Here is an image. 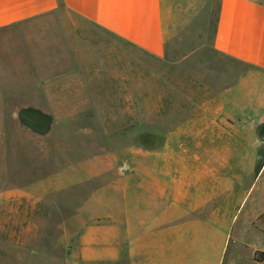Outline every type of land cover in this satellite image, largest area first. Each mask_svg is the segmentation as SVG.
<instances>
[{
  "label": "rangeland",
  "instance_id": "1",
  "mask_svg": "<svg viewBox=\"0 0 264 264\" xmlns=\"http://www.w3.org/2000/svg\"><path fill=\"white\" fill-rule=\"evenodd\" d=\"M161 2L160 56L64 9L0 30V264H264V71L216 0ZM60 33L76 73L31 41Z\"/></svg>",
  "mask_w": 264,
  "mask_h": 264
},
{
  "label": "crops",
  "instance_id": "2",
  "mask_svg": "<svg viewBox=\"0 0 264 264\" xmlns=\"http://www.w3.org/2000/svg\"><path fill=\"white\" fill-rule=\"evenodd\" d=\"M58 9H64L100 31L132 43L154 56H160L164 51L161 0H0V30ZM211 24L214 25L212 46L216 52L264 71V3L257 0H216ZM74 38L60 33L52 37L34 35L31 41L38 53L42 52V47L51 49V42L56 43L53 54H46V65L57 67L53 70L55 74H66L77 72L75 51L70 45ZM34 59L32 57V65H35ZM38 60L45 61L43 58ZM260 226L264 228V224ZM150 229L148 241L151 248L147 260L155 255L154 248L159 242H154L153 229ZM157 233L162 240L163 233L160 230ZM185 258L186 255L182 264H185ZM253 262L259 264L256 260ZM217 263L218 259L210 264Z\"/></svg>",
  "mask_w": 264,
  "mask_h": 264
},
{
  "label": "trees",
  "instance_id": "3",
  "mask_svg": "<svg viewBox=\"0 0 264 264\" xmlns=\"http://www.w3.org/2000/svg\"><path fill=\"white\" fill-rule=\"evenodd\" d=\"M258 2L264 3V0H257Z\"/></svg>",
  "mask_w": 264,
  "mask_h": 264
}]
</instances>
